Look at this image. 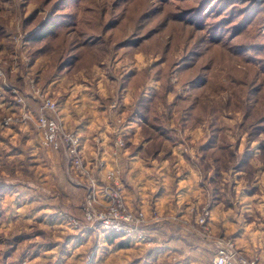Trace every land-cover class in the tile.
<instances>
[{
	"label": "rangeland",
	"instance_id": "1",
	"mask_svg": "<svg viewBox=\"0 0 264 264\" xmlns=\"http://www.w3.org/2000/svg\"><path fill=\"white\" fill-rule=\"evenodd\" d=\"M0 67V119L17 111L12 88L34 113L29 91L43 89L93 174L121 135L132 209L167 219V243L194 240L185 252L120 249L75 229L84 193L69 160L33 127L10 125L0 128V264H210L216 238L261 253L264 0H0Z\"/></svg>",
	"mask_w": 264,
	"mask_h": 264
},
{
	"label": "built area",
	"instance_id": "2",
	"mask_svg": "<svg viewBox=\"0 0 264 264\" xmlns=\"http://www.w3.org/2000/svg\"><path fill=\"white\" fill-rule=\"evenodd\" d=\"M0 76H4L2 67ZM11 94L17 111L0 119V128L10 125L33 127L38 131V143L43 148L61 153L69 160L71 169L76 173L72 183L85 191L82 217L71 216L70 224L78 230L90 228L98 232L120 233L129 241L150 246L157 236L155 230L165 226L167 219L148 216L143 209H132L126 203L124 175L120 166V153L125 148L122 136L115 137L108 159L102 155L96 157V173L102 176L98 180L96 173L93 174L85 162L84 143L80 135L64 128L57 103L43 89L33 85L29 91L30 97L39 103L35 113L27 106L24 93L12 88ZM98 181L102 182L101 185ZM208 215L209 211L205 210L197 217V223L205 231ZM261 247L259 255L248 257L232 239L216 238V251L210 264H264V235Z\"/></svg>",
	"mask_w": 264,
	"mask_h": 264
},
{
	"label": "crops",
	"instance_id": "3",
	"mask_svg": "<svg viewBox=\"0 0 264 264\" xmlns=\"http://www.w3.org/2000/svg\"><path fill=\"white\" fill-rule=\"evenodd\" d=\"M24 127H26V126H23V128L22 129H24ZM15 137H18V136H15L14 134L12 135V137H9V139H10V142H12V143H14L15 141H14V139H15ZM126 198V203L132 208V204H130V202H129V197H125ZM226 215H228V214H226ZM243 230L245 231V227H244V229L242 228V232H243ZM166 232V229L165 228H163V229H161L160 231L159 230H155V235H157L158 237H157V239L156 240H154V242L151 244V246H153V245H156L157 247H161V248H163L164 246L166 247V244H170V243H173L174 244V246H175V248H178L180 251H183L184 249H191V248H188V246H186L185 244H184V242H183V239L181 240L180 238L178 239V240H175L174 238H176L175 236H165V240H170V242L169 243H167L166 241H164V239H163V234ZM162 234V235H161ZM241 236L243 237V239H246V237H245V232L244 233H242L241 234ZM168 237H169V239H168ZM262 238V237H261ZM163 240V241H162ZM240 240H242L241 238H237V240H235L236 241V245H237V248H239L240 249V251L244 254V255H246V256H248V257H253V256H250V255H252V254H250L248 251H247V249L246 248H240V245L238 244V242H240ZM260 241H261V239H260ZM166 244H165V243ZM242 245H244V244H242ZM239 246V247H238ZM186 250H184V252H185ZM257 255H259V254H257ZM254 256H256V255H254Z\"/></svg>",
	"mask_w": 264,
	"mask_h": 264
},
{
	"label": "trees",
	"instance_id": "4",
	"mask_svg": "<svg viewBox=\"0 0 264 264\" xmlns=\"http://www.w3.org/2000/svg\"><path fill=\"white\" fill-rule=\"evenodd\" d=\"M51 29H52V27L50 26V25H48L45 29H43L42 30V33H41V35L38 37V38H46L47 37V35L49 34V32L51 31ZM11 97H12V95H11ZM18 127V129H20V127H23V126H17ZM36 131V134L38 135V131L37 130H35ZM21 132H23V131H21ZM1 134V133H0ZM1 137H2V139L4 140L5 139V141H7V140H9V138L8 137H4L3 135H1ZM23 138H24V136H22ZM10 141V140H9ZM45 149V148H44ZM46 150H48V149H46ZM49 151H51V150H49ZM52 152H54V151H52ZM75 173V172H74ZM76 174V173H75ZM78 189L79 190H82L83 191V193L85 194V191L82 189V188H79L78 187ZM84 198V197H83ZM80 209H79V215L78 214H75L78 218H80V217H82V208H83V206H82V203L80 204ZM157 230H159L160 231V228H157ZM93 231V230H92ZM85 232V231H84ZM93 232H95V231H93ZM102 234H104L103 236L104 237H107V238H109L110 239V242L113 244V242H119V240H120V242H119V246H120V249H124V248H126L128 245H129V240L128 239H126L124 236H122L120 233H115V232H111V231H108V232H106V231H103V232H101ZM192 239V238H191ZM184 242V244H186V245H189V246H193V243H194V240H189V239H186L185 241H183ZM191 248V247H190Z\"/></svg>",
	"mask_w": 264,
	"mask_h": 264
}]
</instances>
